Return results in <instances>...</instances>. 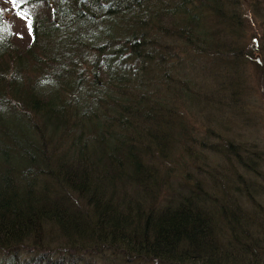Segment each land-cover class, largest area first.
Here are the masks:
<instances>
[{"label":"trees","instance_id":"1","mask_svg":"<svg viewBox=\"0 0 264 264\" xmlns=\"http://www.w3.org/2000/svg\"><path fill=\"white\" fill-rule=\"evenodd\" d=\"M249 64L264 0H0V264H264Z\"/></svg>","mask_w":264,"mask_h":264},{"label":"rangeland","instance_id":"2","mask_svg":"<svg viewBox=\"0 0 264 264\" xmlns=\"http://www.w3.org/2000/svg\"><path fill=\"white\" fill-rule=\"evenodd\" d=\"M12 9H13L12 5H8L7 8L4 9V12H6V14L9 15V19L12 18L13 22H15L12 27L13 36L15 37L16 41H18V39L21 38L22 40H25L24 34L26 33L27 27L21 20L22 18L20 17V15L15 16L12 13H10ZM254 31L255 29L251 30L252 35H254ZM255 36L253 37L254 39L253 38L252 39L256 44H258L259 43L258 38L257 36L256 37ZM261 60L263 61L262 58ZM243 73L244 75H246L248 80L247 84L250 86V89L252 90L250 100L247 102V104L241 106L240 109L238 108V110L235 112L236 114L231 115L230 118L228 117L225 118V122L228 121L227 127L230 128L228 129L229 131L218 129V132L220 133L223 132L224 135L233 136V138L239 143L247 142L248 144L250 142L252 143L261 142V144L264 145V83L262 84L259 82L257 76L258 69H256L253 64L247 65ZM181 110L185 111L186 114L192 116L191 117L192 122L195 121L197 122L196 126H198V131L196 132V135L198 136H202L203 134L202 131L205 127H209V128L218 127L216 121L224 118V115H221L220 113H218V111L211 112L209 111V109L201 110L199 108H196L195 106L193 107V110H191V108L187 109V107L182 104ZM242 112L243 115L241 117L239 115H241ZM209 115H211L210 118ZM196 126L194 128L195 130H196ZM214 130L216 131V128H214ZM216 139L217 138L214 137L213 140L216 141ZM207 156L210 157L209 160H211V163H213L212 165H214V163L217 162V159L211 154L207 153ZM262 163L264 165V160ZM201 167H203V165H201ZM210 170L213 171V169ZM206 178H208V175ZM99 264H106V262L101 260Z\"/></svg>","mask_w":264,"mask_h":264},{"label":"water","instance_id":"3","mask_svg":"<svg viewBox=\"0 0 264 264\" xmlns=\"http://www.w3.org/2000/svg\"><path fill=\"white\" fill-rule=\"evenodd\" d=\"M256 61L260 64V65H262V60H261V58H260V55H256Z\"/></svg>","mask_w":264,"mask_h":264}]
</instances>
